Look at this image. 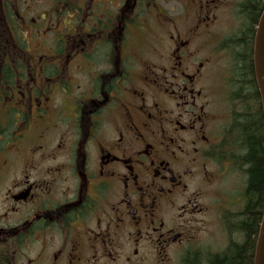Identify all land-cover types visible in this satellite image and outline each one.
<instances>
[{
    "label": "flooded vegetation",
    "instance_id": "1",
    "mask_svg": "<svg viewBox=\"0 0 264 264\" xmlns=\"http://www.w3.org/2000/svg\"><path fill=\"white\" fill-rule=\"evenodd\" d=\"M263 9L0 0V264H188L241 242Z\"/></svg>",
    "mask_w": 264,
    "mask_h": 264
},
{
    "label": "trees",
    "instance_id": "2",
    "mask_svg": "<svg viewBox=\"0 0 264 264\" xmlns=\"http://www.w3.org/2000/svg\"><path fill=\"white\" fill-rule=\"evenodd\" d=\"M250 9L253 10L254 7L251 6ZM246 75H248V71H246ZM238 81L241 84L243 79L241 80L239 77ZM247 81L248 79H246ZM247 85L249 88L246 87L244 91H253L259 100L260 96L254 74L252 82ZM237 88L239 87L237 86ZM240 130L242 133L241 140L247 150L244 160L248 163L247 172L249 175L246 205L241 213L243 216L234 230L241 235L243 240L241 242L232 241L222 254L210 255L203 261L192 258L189 259L188 264H253L254 246L264 208V124L259 119H246Z\"/></svg>",
    "mask_w": 264,
    "mask_h": 264
},
{
    "label": "water",
    "instance_id": "3",
    "mask_svg": "<svg viewBox=\"0 0 264 264\" xmlns=\"http://www.w3.org/2000/svg\"><path fill=\"white\" fill-rule=\"evenodd\" d=\"M254 70L264 110V11L255 33ZM253 264H264V212L257 235Z\"/></svg>",
    "mask_w": 264,
    "mask_h": 264
},
{
    "label": "rangeland",
    "instance_id": "4",
    "mask_svg": "<svg viewBox=\"0 0 264 264\" xmlns=\"http://www.w3.org/2000/svg\"><path fill=\"white\" fill-rule=\"evenodd\" d=\"M225 86L228 88V84L225 83ZM211 218L212 216H209L207 219L209 220V223L207 225H205L206 229H207V232L209 233L210 236H213L214 239L216 242L220 243L223 245H225V240H226V237H225V233L222 231V230H219L218 232L216 231V227L213 226V223L211 221ZM200 236L203 237L204 236V233L201 232L200 233ZM240 236L239 233L236 232L235 234V237H238ZM237 240V239H236ZM152 260H155L153 255L150 256V258L144 262V264H155L154 261ZM169 264H179V259L178 257L175 258L174 260H172Z\"/></svg>",
    "mask_w": 264,
    "mask_h": 264
}]
</instances>
